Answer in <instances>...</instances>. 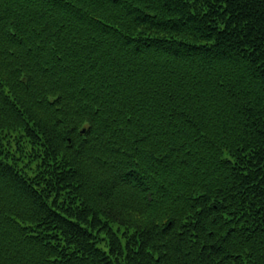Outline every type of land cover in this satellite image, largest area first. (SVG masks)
Wrapping results in <instances>:
<instances>
[{
    "label": "trees",
    "instance_id": "1",
    "mask_svg": "<svg viewBox=\"0 0 264 264\" xmlns=\"http://www.w3.org/2000/svg\"><path fill=\"white\" fill-rule=\"evenodd\" d=\"M0 264H264V0H0Z\"/></svg>",
    "mask_w": 264,
    "mask_h": 264
},
{
    "label": "water",
    "instance_id": "2",
    "mask_svg": "<svg viewBox=\"0 0 264 264\" xmlns=\"http://www.w3.org/2000/svg\"><path fill=\"white\" fill-rule=\"evenodd\" d=\"M84 130H85V129H84ZM84 130H83V131H84Z\"/></svg>",
    "mask_w": 264,
    "mask_h": 264
}]
</instances>
